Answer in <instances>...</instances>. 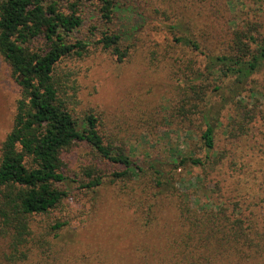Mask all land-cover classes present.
I'll return each mask as SVG.
<instances>
[{
  "label": "rangeland",
  "instance_id": "rangeland-1",
  "mask_svg": "<svg viewBox=\"0 0 264 264\" xmlns=\"http://www.w3.org/2000/svg\"><path fill=\"white\" fill-rule=\"evenodd\" d=\"M71 1L59 3L65 7ZM118 1L126 6L115 24L121 47L128 50L125 58L118 61L96 44L97 4L84 2L78 8L85 20L73 38L85 42L86 51L63 60L60 69L78 128L85 114L93 113L112 153L123 150L143 174L115 177L124 166L74 143L61 156L69 194L30 218L26 256L16 264H147L163 249L158 228L170 217L164 195L157 197L151 165L176 172L175 186L190 192L193 208L208 198L210 205L223 203L230 215L264 223V63L238 84L233 77L208 78L204 56L224 53L233 30L263 23L264 0ZM183 30L199 50L176 42ZM191 80L209 89L202 111L184 119L176 111L179 87ZM18 95L0 58V142L11 128ZM233 119L246 126L239 137L230 135ZM205 123L213 128V152L220 159L205 168L187 162L174 169L177 156L204 155L199 134ZM88 170L100 176L97 187H81ZM57 222L62 226L52 229ZM6 244L0 240V264L8 262Z\"/></svg>",
  "mask_w": 264,
  "mask_h": 264
},
{
  "label": "trees",
  "instance_id": "trees-1",
  "mask_svg": "<svg viewBox=\"0 0 264 264\" xmlns=\"http://www.w3.org/2000/svg\"><path fill=\"white\" fill-rule=\"evenodd\" d=\"M84 2L97 4L96 44L122 61L128 50L121 47L115 24L120 23V11L126 6L118 0H74L65 7L59 0H0V58L19 92L11 128L0 142V240L7 243V264L25 258L22 248L31 234L30 218L47 213L69 194L65 186L70 178L63 173L61 156L74 143H85L102 158L124 166L115 177L143 174L144 169L136 167L123 150L112 153L98 132L93 113L85 114L80 130L69 108L71 96L66 94L60 64L86 51L87 44L73 38L85 20L78 8ZM184 31L176 42L199 50V44ZM204 56L208 78L233 77L234 82L244 84L264 63V22L233 30L224 53ZM201 77L198 74L197 79ZM208 85L191 80L180 86L177 114L189 119L201 112ZM242 121H231L230 135L245 133ZM199 141L204 155L177 156L179 164L174 169L187 162L205 168L220 159L213 152L214 131L209 123L204 124ZM150 169L157 197L164 195L165 213L170 215L157 227L163 249L149 260L151 264H264V223L230 215L223 203L210 205L208 198L195 209L190 192L175 186V171L167 175L152 165ZM93 173L85 171L89 180L82 188L100 185V176ZM61 226L57 222L52 229Z\"/></svg>",
  "mask_w": 264,
  "mask_h": 264
}]
</instances>
